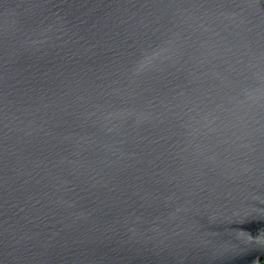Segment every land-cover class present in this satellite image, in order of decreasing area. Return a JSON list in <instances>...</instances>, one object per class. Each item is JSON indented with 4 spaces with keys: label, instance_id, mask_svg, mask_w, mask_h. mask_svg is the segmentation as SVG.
Returning a JSON list of instances; mask_svg holds the SVG:
<instances>
[{
    "label": "water",
    "instance_id": "water-1",
    "mask_svg": "<svg viewBox=\"0 0 264 264\" xmlns=\"http://www.w3.org/2000/svg\"><path fill=\"white\" fill-rule=\"evenodd\" d=\"M264 0H0V264H260Z\"/></svg>",
    "mask_w": 264,
    "mask_h": 264
},
{
    "label": "trees",
    "instance_id": "trees-1",
    "mask_svg": "<svg viewBox=\"0 0 264 264\" xmlns=\"http://www.w3.org/2000/svg\"><path fill=\"white\" fill-rule=\"evenodd\" d=\"M260 264H264V257L261 259Z\"/></svg>",
    "mask_w": 264,
    "mask_h": 264
}]
</instances>
